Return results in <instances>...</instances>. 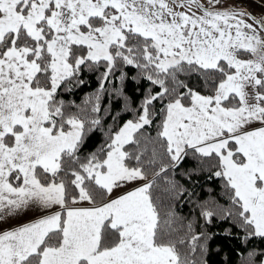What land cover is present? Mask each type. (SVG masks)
<instances>
[{
	"label": "snow or ice",
	"instance_id": "1",
	"mask_svg": "<svg viewBox=\"0 0 264 264\" xmlns=\"http://www.w3.org/2000/svg\"><path fill=\"white\" fill-rule=\"evenodd\" d=\"M128 67L148 82L135 107ZM85 68H103L95 94L60 98ZM113 97L131 118L105 131ZM96 130L104 142L85 153ZM189 157L223 181L222 218L264 239V13L235 0H0V264H206L204 234L162 210L157 183ZM200 215L217 211L204 202Z\"/></svg>",
	"mask_w": 264,
	"mask_h": 264
},
{
	"label": "trees",
	"instance_id": "2",
	"mask_svg": "<svg viewBox=\"0 0 264 264\" xmlns=\"http://www.w3.org/2000/svg\"><path fill=\"white\" fill-rule=\"evenodd\" d=\"M102 71L103 68L99 71L83 69L80 78L85 83L79 87L74 86L70 92L61 90L60 98L66 102L81 105L90 94H95L99 86L98 77ZM125 71L128 73V79L124 82V91L127 96L131 97L132 107H135L141 100L144 89L148 87V82L131 79L137 75L134 68L128 67L125 68ZM116 75L118 76L119 73ZM191 83H197L196 76L191 78ZM120 86L119 81L108 85L109 88ZM102 104L105 108L109 106L107 97L103 98ZM72 110L75 111V108ZM111 112L112 115L102 113L105 115L102 122L105 131L109 126H118L131 118V114L123 110V102L118 101L115 97L112 98ZM118 112L120 115L114 122L112 116ZM104 139L101 130L91 133L84 149L85 153L98 148ZM165 179L174 181L178 188L184 190L183 194L164 192V189L169 187L165 183ZM157 183L160 186L159 194L164 204L162 210L167 211L171 208L185 225L189 222L192 223L193 233L204 234L198 243L205 245L203 260L206 264H248L249 252H264V239L249 237L236 220L222 218L220 210L227 209L230 206V201L225 194L223 181L211 176L207 164L201 165L199 161L189 157L178 168L170 170L166 176H161ZM204 202H208L209 206L214 207L217 211V215L212 218L210 223L200 215L201 205ZM195 258H200L199 250L195 253ZM259 259H264V256L258 257L257 264H259Z\"/></svg>",
	"mask_w": 264,
	"mask_h": 264
},
{
	"label": "rangeland",
	"instance_id": "3",
	"mask_svg": "<svg viewBox=\"0 0 264 264\" xmlns=\"http://www.w3.org/2000/svg\"><path fill=\"white\" fill-rule=\"evenodd\" d=\"M229 2L232 3V0H229ZM235 3L256 16L264 13V0H235Z\"/></svg>",
	"mask_w": 264,
	"mask_h": 264
},
{
	"label": "crops",
	"instance_id": "4",
	"mask_svg": "<svg viewBox=\"0 0 264 264\" xmlns=\"http://www.w3.org/2000/svg\"><path fill=\"white\" fill-rule=\"evenodd\" d=\"M237 6H240V5H237ZM34 218H35V214L33 212H29L28 215L24 217V220L27 221V220H31Z\"/></svg>",
	"mask_w": 264,
	"mask_h": 264
}]
</instances>
